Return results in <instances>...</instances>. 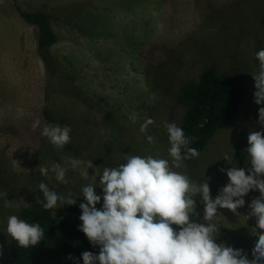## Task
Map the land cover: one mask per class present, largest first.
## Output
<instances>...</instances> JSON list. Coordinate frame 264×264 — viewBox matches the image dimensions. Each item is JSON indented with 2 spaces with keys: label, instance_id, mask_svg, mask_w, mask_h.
<instances>
[{
  "label": "rangeland",
  "instance_id": "rangeland-1",
  "mask_svg": "<svg viewBox=\"0 0 264 264\" xmlns=\"http://www.w3.org/2000/svg\"><path fill=\"white\" fill-rule=\"evenodd\" d=\"M23 11H42L51 19L57 35L49 49L53 74L52 64L48 69L38 53V30L22 18ZM260 48L264 0H0V192L9 201L23 197L40 205L36 186L41 181L77 196L80 185L89 181L68 166L69 183L57 186L54 179L41 176L38 165L67 166L75 158L102 167L122 162L125 154L166 157L162 122L181 127L186 109L181 86L215 65L218 71L240 75L245 101L236 120L217 130L197 158L177 169L197 182L203 175L210 178V196H215L227 183L218 169L231 167L223 154L243 167L247 133L259 127L251 73ZM146 117L155 126L140 133ZM45 123L68 125L69 142L62 148L49 143L40 135ZM145 135L153 136L152 144ZM236 152L244 155L242 164H236ZM258 191L249 188L244 194L245 204L236 210L241 216L218 209L224 217L216 221L217 243L243 246L251 256L255 238L250 229H261L254 215H247L245 224L243 215ZM195 200L202 215L198 195ZM22 207H5L0 198V221L6 223L8 215L20 218ZM65 207L55 215L64 217ZM12 242L0 232V264H10Z\"/></svg>",
  "mask_w": 264,
  "mask_h": 264
},
{
  "label": "clouds",
  "instance_id": "clouds-1",
  "mask_svg": "<svg viewBox=\"0 0 264 264\" xmlns=\"http://www.w3.org/2000/svg\"><path fill=\"white\" fill-rule=\"evenodd\" d=\"M254 59L257 65L251 73L252 100L259 105V127L247 133L243 167L232 165L231 155L223 154L222 159L231 167L218 169L226 174L227 183L215 196H210V178L203 175L197 182L185 172L177 171L184 166L183 161L197 158L199 152L190 146L191 138L180 126L166 120L162 122L168 141L166 157L125 154L122 162L102 167L94 166L92 160L75 158L67 166L57 162L38 165L41 176L54 179L57 186L69 183L68 166L82 180L89 181L80 185L78 196L50 188L44 181L36 186L42 194L38 203L45 210H54V215L57 209L76 205L77 199L82 198L77 230L98 253L83 251L79 259L71 254L66 259L72 264H264V48L254 53ZM39 123L35 121L32 127ZM149 126H155V121L146 117L139 132L145 133ZM70 131L68 125L45 123L40 135L56 148H62L70 140ZM144 139L148 144L154 141L152 135H145ZM249 188L259 191L248 201L244 224L247 215H254L261 229L260 232L250 229L255 238L251 256L243 246L216 242L220 228L216 221L218 216L224 217L218 209L241 216L236 210L245 204L244 194ZM6 195L0 192L5 207L30 206L23 197L14 202L7 200ZM197 195L203 205L202 215L196 211ZM0 225L3 226L0 232L25 249L44 239V229L39 223H29L17 215H8L6 223L0 221Z\"/></svg>",
  "mask_w": 264,
  "mask_h": 264
},
{
  "label": "trees",
  "instance_id": "trees-1",
  "mask_svg": "<svg viewBox=\"0 0 264 264\" xmlns=\"http://www.w3.org/2000/svg\"><path fill=\"white\" fill-rule=\"evenodd\" d=\"M21 16L37 28L38 53L48 69L52 64L53 74L55 67L49 49L57 42V35L49 15L42 11H23ZM241 80L240 75L218 71L215 65H209L199 72L195 81L181 86L180 100L186 105L181 128L191 138L190 146L198 152L203 151L207 140L217 130L236 120L246 98ZM234 157L236 164L243 163L241 152H236ZM191 161L193 158L183 162L189 164ZM80 202L81 199H77L76 205L66 206L64 217L54 215L52 209L45 210L39 204L22 207L20 218L29 223H39L44 229V239L27 249L13 241L10 264H72L66 259L68 254L79 259L83 251L98 253V249L93 248L84 234L77 230ZM96 206L100 207L99 204Z\"/></svg>",
  "mask_w": 264,
  "mask_h": 264
}]
</instances>
